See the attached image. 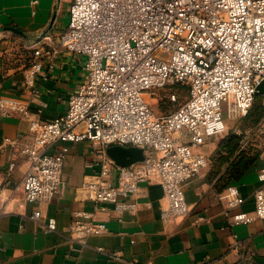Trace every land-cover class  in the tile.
Here are the masks:
<instances>
[{"label": "built area", "instance_id": "built-area-1", "mask_svg": "<svg viewBox=\"0 0 264 264\" xmlns=\"http://www.w3.org/2000/svg\"><path fill=\"white\" fill-rule=\"evenodd\" d=\"M60 46L85 57V74L63 114L42 120L20 100L0 99V116L24 117L31 135L23 146L10 142L27 162L10 194L21 190L27 203L63 195L66 143L89 140L99 170L82 186L101 211L136 212L140 184L156 175L166 200L161 218L186 216L190 207L184 184L208 165L200 146L224 132V109L245 116L257 87L264 85V0H71ZM42 57V50L35 49L24 69L27 86H33ZM177 84L188 87L186 99L173 111H153L147 96L167 89V100L173 102ZM56 144L52 153L46 152ZM111 146L138 148L143 159L116 165L106 152ZM258 180L250 212L230 213L244 202L235 185L220 193L228 226L264 220V168ZM5 188L0 185V197ZM30 218L39 220L40 212L33 210ZM42 225L55 230L54 218ZM67 230L84 246L88 237L105 233L107 225L90 212L77 211Z\"/></svg>", "mask_w": 264, "mask_h": 264}, {"label": "crops", "instance_id": "crops-1", "mask_svg": "<svg viewBox=\"0 0 264 264\" xmlns=\"http://www.w3.org/2000/svg\"><path fill=\"white\" fill-rule=\"evenodd\" d=\"M70 2L0 0V99H18L42 120L65 112L70 94L85 74V57L60 46ZM35 49L43 52L42 67L31 87L24 83V69ZM30 136L24 117L0 116V185L6 187L0 197V264H245L249 260L264 264V220L228 226L223 216L221 190L215 181L230 162L222 163L213 177L219 162L208 161L184 184L189 213L164 220L161 210L166 200L156 175L140 184L136 212L101 211L91 191L82 186L99 170L95 146L89 140L68 142L62 168L66 182L63 195L47 202L27 203L21 190L10 194V188L27 170L25 157L14 152L13 146L25 145ZM220 139L216 135L208 137L200 146L207 159L216 152ZM56 146L46 152L52 153ZM11 164L14 167L8 171ZM262 168L264 153L232 183L244 202L230 213L253 210V193L260 185L258 174ZM33 210L40 212L39 220L30 218ZM77 211L90 212L95 220H106L107 231L88 237L84 246L77 243L67 230ZM48 218L55 220L54 231H46L42 225ZM114 251L118 257L110 255Z\"/></svg>", "mask_w": 264, "mask_h": 264}, {"label": "rangeland", "instance_id": "rangeland-1", "mask_svg": "<svg viewBox=\"0 0 264 264\" xmlns=\"http://www.w3.org/2000/svg\"><path fill=\"white\" fill-rule=\"evenodd\" d=\"M173 92L175 90L173 89ZM176 100L167 101V89L155 91L152 96H147V102L153 111L157 113H166L176 109L187 97L186 87L176 90ZM223 118L225 130L223 133L216 135L217 138L225 137L229 132L239 137V152L237 158L243 156L244 160L249 162L253 159L255 162L264 153V95L256 96L248 113L240 116L231 109H224ZM216 154L208 158L213 161Z\"/></svg>", "mask_w": 264, "mask_h": 264}, {"label": "trees", "instance_id": "trees-1", "mask_svg": "<svg viewBox=\"0 0 264 264\" xmlns=\"http://www.w3.org/2000/svg\"><path fill=\"white\" fill-rule=\"evenodd\" d=\"M182 87H186L188 93V87L186 85L177 84L173 87L176 96V90ZM238 152L239 137L236 134L229 132L225 137L220 139L215 152L216 157L213 158L212 161L219 162V164L214 167V171H212L213 177H215L218 171H220L222 163L230 162L223 174L215 181L216 185H218V188L221 190L220 192H223L229 184L231 185L233 182L238 181L254 162L253 159L249 162L245 161L243 156L236 159V157L240 154Z\"/></svg>", "mask_w": 264, "mask_h": 264}, {"label": "water", "instance_id": "water-1", "mask_svg": "<svg viewBox=\"0 0 264 264\" xmlns=\"http://www.w3.org/2000/svg\"><path fill=\"white\" fill-rule=\"evenodd\" d=\"M264 95V85L261 83L257 87L256 96ZM107 155L110 159L119 166H129L136 162L142 161L143 154L142 151L138 148L134 147H119V146H111L108 147Z\"/></svg>", "mask_w": 264, "mask_h": 264}]
</instances>
